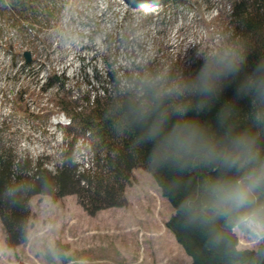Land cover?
Segmentation results:
<instances>
[{
	"label": "rangeland",
	"instance_id": "1",
	"mask_svg": "<svg viewBox=\"0 0 264 264\" xmlns=\"http://www.w3.org/2000/svg\"><path fill=\"white\" fill-rule=\"evenodd\" d=\"M234 2H156L141 9L127 0H49L26 20L0 0V140L18 157L55 170L72 140L64 132V105L88 113L94 96L115 90L108 71L120 89L132 88L129 77L155 70H173L181 79L194 59L229 44ZM26 50L33 54L29 64ZM54 75L59 82L48 86ZM91 144L81 136L68 151L81 172L94 170ZM126 197L125 206L94 214L77 195L33 197L26 243L9 247L0 218V264H192L166 226L174 209L153 176L136 169ZM235 232L239 249L257 250L264 242L251 229Z\"/></svg>",
	"mask_w": 264,
	"mask_h": 264
},
{
	"label": "trees",
	"instance_id": "2",
	"mask_svg": "<svg viewBox=\"0 0 264 264\" xmlns=\"http://www.w3.org/2000/svg\"><path fill=\"white\" fill-rule=\"evenodd\" d=\"M5 1L7 12L29 20L37 17L31 11L49 0ZM233 8L236 33L229 44L194 59L181 79L173 70L163 75L155 70L134 81L129 77L132 88L120 89L116 73L108 71L115 90L106 89L92 101L89 96L88 113L64 105L70 120L64 132L72 140L55 170L43 160L18 157L0 140V218L9 247L27 241L33 197L77 195L90 214L122 207L134 171L143 169L174 209L166 226L192 264H264V242L257 250L239 249L235 228H250L218 216L211 197L214 182L242 173L224 169L207 146L218 153L230 146L231 137L246 134L257 153L254 166L264 164V0H235ZM59 80L54 75L48 86ZM154 126L160 134L150 143L147 135ZM174 128L185 135L194 128L199 135L188 149L176 151L163 143ZM81 136L92 140L94 170L81 172L68 152ZM257 199L264 203V191Z\"/></svg>",
	"mask_w": 264,
	"mask_h": 264
},
{
	"label": "clouds",
	"instance_id": "3",
	"mask_svg": "<svg viewBox=\"0 0 264 264\" xmlns=\"http://www.w3.org/2000/svg\"><path fill=\"white\" fill-rule=\"evenodd\" d=\"M159 134V126L151 128L147 135L148 142H154ZM198 135V130L194 128L187 135L174 128L164 138L163 143L176 151L186 150ZM229 145L218 153L214 146H207L224 169L242 173L212 184L211 197L215 213L250 228L258 240L264 239V203H259L257 199V194L264 191V164L254 166L257 153L254 142L248 135L238 134L231 137Z\"/></svg>",
	"mask_w": 264,
	"mask_h": 264
},
{
	"label": "water",
	"instance_id": "4",
	"mask_svg": "<svg viewBox=\"0 0 264 264\" xmlns=\"http://www.w3.org/2000/svg\"><path fill=\"white\" fill-rule=\"evenodd\" d=\"M24 57H25V63L29 64L33 60V54L30 50H26L24 52Z\"/></svg>",
	"mask_w": 264,
	"mask_h": 264
},
{
	"label": "crops",
	"instance_id": "5",
	"mask_svg": "<svg viewBox=\"0 0 264 264\" xmlns=\"http://www.w3.org/2000/svg\"><path fill=\"white\" fill-rule=\"evenodd\" d=\"M174 236V235H173ZM175 237V236H174Z\"/></svg>",
	"mask_w": 264,
	"mask_h": 264
}]
</instances>
